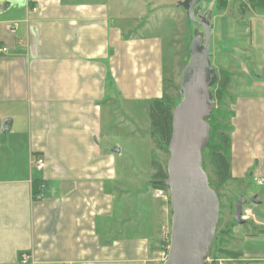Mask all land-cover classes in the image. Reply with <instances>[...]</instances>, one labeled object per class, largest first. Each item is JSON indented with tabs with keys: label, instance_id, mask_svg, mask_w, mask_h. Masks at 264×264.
Masks as SVG:
<instances>
[{
	"label": "crops",
	"instance_id": "0c3cea01",
	"mask_svg": "<svg viewBox=\"0 0 264 264\" xmlns=\"http://www.w3.org/2000/svg\"><path fill=\"white\" fill-rule=\"evenodd\" d=\"M9 1L0 13V264H150L170 218L151 183L148 113L166 94L173 30L146 20L145 1ZM244 22L233 47L250 69L234 53L238 62L220 68L230 73V185L264 181V6ZM123 115L135 140L121 145L105 128ZM241 248L238 263L264 264Z\"/></svg>",
	"mask_w": 264,
	"mask_h": 264
},
{
	"label": "water",
	"instance_id": "95a60500",
	"mask_svg": "<svg viewBox=\"0 0 264 264\" xmlns=\"http://www.w3.org/2000/svg\"><path fill=\"white\" fill-rule=\"evenodd\" d=\"M199 1H176V6L183 8L187 18L203 30L204 41L199 36L191 39L190 57L180 74L178 92L181 100L171 115L167 176L151 181L169 194V245L162 264H207L219 218L220 200L202 167V151L210 135L208 120L214 109L211 88L217 81V74L209 55L210 19L200 12L194 14ZM9 6V0H0V13ZM252 201L255 202L254 198ZM244 203L240 196L233 214L240 224L245 222L242 218Z\"/></svg>",
	"mask_w": 264,
	"mask_h": 264
},
{
	"label": "rangeland",
	"instance_id": "374dc122",
	"mask_svg": "<svg viewBox=\"0 0 264 264\" xmlns=\"http://www.w3.org/2000/svg\"><path fill=\"white\" fill-rule=\"evenodd\" d=\"M139 1L146 2H143L146 20L148 18H154L158 21L161 20L166 29L173 30V55L172 61L166 70V94L163 97L174 108L181 100L178 85L182 68L190 57L188 50L190 41L194 36H199L203 42V30L187 18L182 7L176 6V1L178 0H127L126 5H136ZM147 3L149 4L148 6H146ZM251 3L250 0H201L195 5L194 14L200 12L210 19L211 44L209 55L211 65L215 69L216 74L221 70L220 68L228 69L230 65L238 62L230 61L227 58L228 53L236 54V57L246 65V68L250 69V61L238 54V51L233 46L237 41L241 43L242 32H246L244 18L251 15L253 9L257 8V6L254 7ZM153 4L157 7L152 8ZM127 10H129L128 7ZM214 86L211 88L212 92ZM229 99L232 100L233 97H229ZM137 114L141 125L146 127L148 122L145 121V112L139 110ZM132 125V119L123 115L120 117L119 122L114 120L112 125L108 123L105 131L110 134L109 136L114 135L110 139L113 138L119 144L123 145L128 140H135L134 136L130 137L127 134L128 128H132ZM2 137H4L3 139L6 138L4 135ZM152 144V159L165 165L169 157L168 153L157 142L153 141ZM202 162V167L207 173L208 181L218 192L220 200L219 218L210 254L212 256L217 255L226 264H251L246 261L238 263L239 254L236 252V247L237 249L242 247L239 252L242 255H246L245 258L247 259H254L253 256L258 255L264 256V225L255 227L253 223L255 217L264 220V196H262L264 195V183L259 184L254 180L246 182L244 185L240 183L230 185L226 184L225 181L222 185L218 186L207 150L203 151ZM247 187L249 190H254L259 194L258 201L261 203L257 204L251 201L249 198L250 194L245 190ZM240 196L245 199V203L242 206L243 214L249 212V215H247L248 218L243 216L245 222L242 224L237 223L233 218L235 204ZM167 209V214L170 218L171 212H169V204ZM159 231V239L154 244V260L150 264H162L167 256L169 223L167 225L165 224L163 228L160 226Z\"/></svg>",
	"mask_w": 264,
	"mask_h": 264
},
{
	"label": "trees",
	"instance_id": "16d2710c",
	"mask_svg": "<svg viewBox=\"0 0 264 264\" xmlns=\"http://www.w3.org/2000/svg\"><path fill=\"white\" fill-rule=\"evenodd\" d=\"M254 7L264 6V0H250ZM221 2V1H220ZM219 2V3H220ZM230 83V73L225 70H219L217 73V81L213 90L214 109L208 120L210 125L209 141L204 150H207L210 162L214 169V176L218 186L222 185L230 176L229 174V127L232 113L225 99L227 98V90ZM173 107L168 103L165 97L154 99L149 105V121H150V138L155 141L167 153V145L171 134ZM202 151V156H203ZM203 163V162H202ZM154 172L153 180L165 179L166 165L161 166L157 161L152 160ZM210 187L211 183L208 181ZM154 188L159 186L153 185ZM163 188V187H160ZM165 189V188H163ZM212 189L216 191L213 187ZM218 194V192L216 191ZM219 197V194H218ZM169 204V202H168Z\"/></svg>",
	"mask_w": 264,
	"mask_h": 264
},
{
	"label": "built area",
	"instance_id": "2783aa9c",
	"mask_svg": "<svg viewBox=\"0 0 264 264\" xmlns=\"http://www.w3.org/2000/svg\"><path fill=\"white\" fill-rule=\"evenodd\" d=\"M36 8H33V10H35ZM6 48L1 46L0 47V52H5ZM31 165L33 167H35L36 169H41L43 167V159L40 157L34 158L31 160ZM264 182L262 179L258 180V183H262ZM154 196L161 198L162 200H164L165 202H169V194L168 191L166 189L163 188H155L154 189ZM246 214V215H245ZM243 214V209H242V218L243 216L248 218L247 215H249V212ZM21 259L22 261H26V255L25 253L21 254ZM207 264H226L222 259H220L219 257H217V255L212 256V254H209V256L206 259Z\"/></svg>",
	"mask_w": 264,
	"mask_h": 264
},
{
	"label": "flooded vegetation",
	"instance_id": "af4514ba",
	"mask_svg": "<svg viewBox=\"0 0 264 264\" xmlns=\"http://www.w3.org/2000/svg\"><path fill=\"white\" fill-rule=\"evenodd\" d=\"M245 200V199H244Z\"/></svg>",
	"mask_w": 264,
	"mask_h": 264
}]
</instances>
